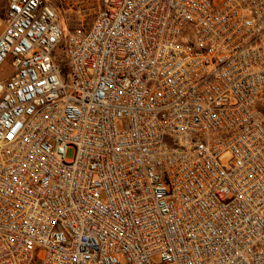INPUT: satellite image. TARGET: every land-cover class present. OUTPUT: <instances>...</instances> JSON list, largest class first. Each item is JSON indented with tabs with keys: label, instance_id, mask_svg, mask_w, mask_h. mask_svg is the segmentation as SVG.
<instances>
[{
	"label": "built area",
	"instance_id": "obj_1",
	"mask_svg": "<svg viewBox=\"0 0 264 264\" xmlns=\"http://www.w3.org/2000/svg\"><path fill=\"white\" fill-rule=\"evenodd\" d=\"M6 1L0 264H264V0Z\"/></svg>",
	"mask_w": 264,
	"mask_h": 264
},
{
	"label": "rangeland",
	"instance_id": "obj_2",
	"mask_svg": "<svg viewBox=\"0 0 264 264\" xmlns=\"http://www.w3.org/2000/svg\"><path fill=\"white\" fill-rule=\"evenodd\" d=\"M47 2L55 9L58 19L64 29L61 44L56 50L57 57L60 61H63L65 56L62 44L65 38L72 28L80 25L86 26L92 22L99 9V2L98 0H47ZM6 4V0H0V16L3 15ZM62 65L64 71L67 73L69 71L67 63L64 61L62 62ZM0 68L1 76L7 74L10 70L9 63L5 62Z\"/></svg>",
	"mask_w": 264,
	"mask_h": 264
}]
</instances>
